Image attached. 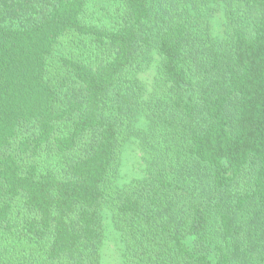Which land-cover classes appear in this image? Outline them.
<instances>
[{"label":"trees","instance_id":"16d2710c","mask_svg":"<svg viewBox=\"0 0 264 264\" xmlns=\"http://www.w3.org/2000/svg\"><path fill=\"white\" fill-rule=\"evenodd\" d=\"M0 264H264V0H0Z\"/></svg>","mask_w":264,"mask_h":264},{"label":"rangeland","instance_id":"374dc122","mask_svg":"<svg viewBox=\"0 0 264 264\" xmlns=\"http://www.w3.org/2000/svg\"><path fill=\"white\" fill-rule=\"evenodd\" d=\"M213 22H214L213 23V30H214V32L218 33L219 36H223V30H224L223 27H224V22H225V16H224V11L221 9V7H218V12L216 13ZM153 69H151V70L154 71ZM150 74H152V72L148 73L147 74V77Z\"/></svg>","mask_w":264,"mask_h":264}]
</instances>
